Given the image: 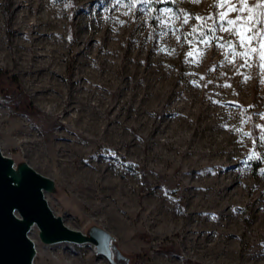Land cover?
<instances>
[{"label":"rangeland","instance_id":"374dc122","mask_svg":"<svg viewBox=\"0 0 264 264\" xmlns=\"http://www.w3.org/2000/svg\"><path fill=\"white\" fill-rule=\"evenodd\" d=\"M92 1L0 0L2 155L51 179L53 214L103 228L129 264H264L261 62L229 63L228 32L188 35L199 22L181 13L214 16V0ZM92 28L115 37L85 53ZM13 79L37 114L9 99ZM29 237L33 264H111L91 244Z\"/></svg>","mask_w":264,"mask_h":264},{"label":"water","instance_id":"95a60500","mask_svg":"<svg viewBox=\"0 0 264 264\" xmlns=\"http://www.w3.org/2000/svg\"><path fill=\"white\" fill-rule=\"evenodd\" d=\"M55 192L54 182L35 172L27 163L14 165L0 151V264H33L35 247L32 228L45 245L91 244L111 264H129L117 248L115 238L93 226L83 233L69 228L55 216L44 197Z\"/></svg>","mask_w":264,"mask_h":264},{"label":"snow or ice","instance_id":"6c2138e0","mask_svg":"<svg viewBox=\"0 0 264 264\" xmlns=\"http://www.w3.org/2000/svg\"><path fill=\"white\" fill-rule=\"evenodd\" d=\"M143 2L147 3V0H143ZM195 2H199V0H195ZM133 6V0H129L127 7L131 8ZM212 6L218 9L214 16L209 14L204 17L198 15L189 17L188 13H181L183 24H187L190 18L199 22L193 26L188 35H195L199 32L201 42L209 44L212 40L217 39L215 36L217 30L228 32L230 36L236 38L235 41L229 40L221 44L220 47L231 52L233 59L229 60V63L234 64L235 59L239 58L244 61L240 67H251V60L255 56L261 62L260 66L264 67V0H255L251 4L248 0H214ZM233 12L236 13L234 17L231 16ZM217 25L219 29H217ZM204 29H207V31L205 32ZM185 38L187 39V36ZM177 39L179 40L180 37L177 36ZM188 55L191 56L192 53L189 52ZM249 78L245 76V80ZM224 87H230V85L225 84ZM261 118L264 119V114H261ZM247 122V120L242 121V123ZM258 127L261 128L260 140L264 141V126ZM233 131L240 132L242 136H252L251 132H243L242 129L234 128Z\"/></svg>","mask_w":264,"mask_h":264},{"label":"bare ground","instance_id":"6f19581e","mask_svg":"<svg viewBox=\"0 0 264 264\" xmlns=\"http://www.w3.org/2000/svg\"><path fill=\"white\" fill-rule=\"evenodd\" d=\"M27 1V0H26ZM94 1H92V0H76V4L77 5H75V7L78 9V10H80V12L81 11H83V13H86V11H87V5H89V3H93ZM46 3V2H45ZM48 4V3H47ZM102 7L104 8V12H106V11H109V13H111L112 11H113V8H114V5H107L106 3H103L102 4ZM108 15V14H107ZM105 16V15H104ZM109 16V15H108ZM107 16V17H108ZM109 18V17H108ZM63 19V18H62ZM121 19V18H120ZM110 20H112V17L110 18ZM56 21V20H55ZM59 22H61V21H59ZM59 22H50L49 23V26H50V29H51V31H53V34H55V29H56V27L57 26H60V25H58L59 24ZM108 23V22H107ZM113 23V22H112ZM100 24H101V22H100ZM104 25V24H103ZM98 27H99V25H98ZM104 27V26H103ZM102 29V28H101ZM112 29V28H111ZM115 29V28H114ZM113 29V30H114ZM112 30V31H113ZM117 30V29H116ZM112 31L111 30H107V29H102L99 33H97L95 30H94V28H92V29H90V30H88L87 31V33L85 34V36H84V38H83V44L85 45V47H82L83 49H84V51H85V53H88V52H90V48H92V44L91 43H94L95 41H97V40H99V38H102V37H104L106 40H111V39H113L114 37H115V35H114V33H112ZM34 32L36 33V35H42L43 34V32L40 30V28L39 27H35V30H34ZM47 34V33H46ZM121 34V33H120ZM28 37H30V38H33L34 39V37H31V35H27ZM118 36H120V35H118ZM103 39V38H102ZM119 39V38H118ZM102 41V40H101ZM83 45V46H84ZM94 46V45H93ZM116 47V46H115ZM116 49V48H115ZM110 51V50H109ZM0 52L2 53L3 52V48L1 47V45H0ZM105 52V51H104ZM108 52V51H107ZM115 52V51H114ZM111 53V52H110ZM38 56V55H37ZM96 58V55L95 56H91V59L93 60V59H95ZM166 73V72H165ZM33 229V228H32Z\"/></svg>","mask_w":264,"mask_h":264},{"label":"trees","instance_id":"16d2710c","mask_svg":"<svg viewBox=\"0 0 264 264\" xmlns=\"http://www.w3.org/2000/svg\"><path fill=\"white\" fill-rule=\"evenodd\" d=\"M13 81L15 82L16 86L14 85L11 88H9L7 94L9 96V99L12 100V102H14V105H15L16 109H19L18 105L20 103H25L26 112H28L30 115L37 114L38 113L37 110L32 108V105L30 104L28 96L24 93V91H23L22 87L20 86V84L16 81V79H13ZM140 258H141L140 255H134V259L136 260V262Z\"/></svg>","mask_w":264,"mask_h":264}]
</instances>
